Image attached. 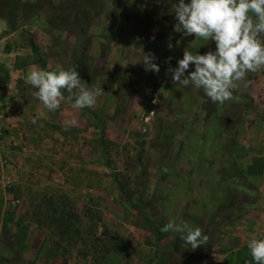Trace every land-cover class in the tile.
Masks as SVG:
<instances>
[{"label": "rangeland", "instance_id": "374dc122", "mask_svg": "<svg viewBox=\"0 0 264 264\" xmlns=\"http://www.w3.org/2000/svg\"><path fill=\"white\" fill-rule=\"evenodd\" d=\"M174 2L0 0L11 64L23 70L11 105H0V264H254L247 241L264 236V69L223 104L174 84L167 69L185 50L215 48L175 31ZM32 40L47 70L75 68L103 89L90 110L104 140L66 91L55 112L32 95L27 72L42 68ZM148 54L158 74L146 70ZM230 198L235 209L219 202ZM170 219L201 228L207 243L192 250L179 233L159 237Z\"/></svg>", "mask_w": 264, "mask_h": 264}, {"label": "clouds", "instance_id": "9594fccd", "mask_svg": "<svg viewBox=\"0 0 264 264\" xmlns=\"http://www.w3.org/2000/svg\"><path fill=\"white\" fill-rule=\"evenodd\" d=\"M173 9L176 32L215 45L214 50L203 54L193 55L185 50L176 66L167 69L174 84H191L202 89L212 103L223 104L233 98L238 82L246 81L248 73L264 69V0H175ZM168 47L171 50L173 45L169 43ZM154 61V55H144L146 70L158 74L160 66ZM25 83L36 89L32 95L48 112L60 109L65 99L63 91L74 100L73 109L94 107L104 92L82 83L75 68H30ZM160 231L179 233L192 250L208 241L201 228L177 223L175 219H170ZM247 248L254 264H264V236H251Z\"/></svg>", "mask_w": 264, "mask_h": 264}, {"label": "crops", "instance_id": "0c3cea01", "mask_svg": "<svg viewBox=\"0 0 264 264\" xmlns=\"http://www.w3.org/2000/svg\"><path fill=\"white\" fill-rule=\"evenodd\" d=\"M5 29L3 27L2 22L0 21V105H4L7 108L11 105V96L13 92L16 90L18 78L21 77V73L23 72L22 69L14 67L11 63L15 57L14 50L7 48V44H11V39L13 38L12 35H4ZM26 70V69H25ZM17 101L22 100L21 98H16ZM244 172H247L249 177L254 175L253 170L251 167L243 169ZM259 177V176H258ZM257 178V177H256ZM215 187H212L214 193H218V190H214ZM210 190L206 191L209 192ZM205 192V191H204ZM219 199L218 197H216ZM214 199V198H213ZM220 204H228L229 200L220 201ZM222 202V203H221ZM219 205V204H218ZM224 245H230L228 238L222 242ZM221 243V244H222ZM219 244V245H221ZM216 246V249L219 252V249L222 248L219 245H215L213 243L209 248L212 246ZM221 250V249H220ZM220 254V253H219Z\"/></svg>", "mask_w": 264, "mask_h": 264}, {"label": "trees", "instance_id": "16d2710c", "mask_svg": "<svg viewBox=\"0 0 264 264\" xmlns=\"http://www.w3.org/2000/svg\"><path fill=\"white\" fill-rule=\"evenodd\" d=\"M31 49H32L33 54L35 55V57L37 58V60H38L39 63L41 64V67H42L43 69H46V70H47V65H46V63H44L43 60L41 59V57H40V55H39V53H38L37 44H36L33 40L31 41ZM84 109L89 110V112L91 113V115H93V116L95 117L97 124L101 125V126H100V133H101V138L104 140V137H105V129H104V127H103L102 124H101V123H102V120L100 119V117H99L96 113H94V112L91 111L90 109H88V108H84ZM119 189L121 190L122 194H123V195L129 200V202L132 204V197H131L128 193L125 192V190H124V188L122 187L121 184H119ZM231 200H232V198H230V201H229V203H228V205H227V208L235 209V204H234V202L231 201ZM132 207H133L134 209H138V208H139V206H138L137 204H134V203L132 204ZM160 229H161V228H158V230H157V235H159V237H163V236H164V233L161 232Z\"/></svg>", "mask_w": 264, "mask_h": 264}, {"label": "built area", "instance_id": "2783aa9c", "mask_svg": "<svg viewBox=\"0 0 264 264\" xmlns=\"http://www.w3.org/2000/svg\"><path fill=\"white\" fill-rule=\"evenodd\" d=\"M9 187L11 188V186H9ZM10 188H9V189H10Z\"/></svg>", "mask_w": 264, "mask_h": 264}]
</instances>
